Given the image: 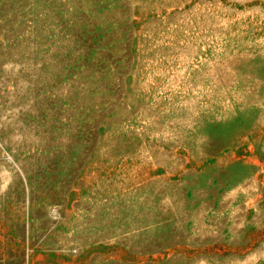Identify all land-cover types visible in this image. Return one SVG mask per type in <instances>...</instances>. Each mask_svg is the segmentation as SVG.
<instances>
[{
  "label": "rangeland",
  "instance_id": "1",
  "mask_svg": "<svg viewBox=\"0 0 264 264\" xmlns=\"http://www.w3.org/2000/svg\"><path fill=\"white\" fill-rule=\"evenodd\" d=\"M0 264H264V0H0Z\"/></svg>",
  "mask_w": 264,
  "mask_h": 264
}]
</instances>
